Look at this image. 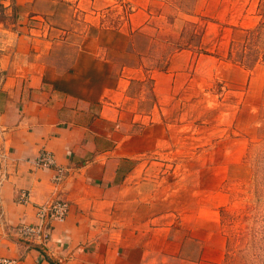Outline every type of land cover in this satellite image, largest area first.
<instances>
[{"label":"rangeland","instance_id":"374dc122","mask_svg":"<svg viewBox=\"0 0 264 264\" xmlns=\"http://www.w3.org/2000/svg\"><path fill=\"white\" fill-rule=\"evenodd\" d=\"M54 7L53 73L81 80L85 66L107 64L114 84L143 70L128 105L145 118V196L155 205L163 193L179 220L208 216L221 264H264V0H114L95 17L67 0ZM141 10L149 19L134 30ZM153 71L174 78L156 92ZM197 242L187 258H201Z\"/></svg>","mask_w":264,"mask_h":264},{"label":"crops","instance_id":"0c3cea01","mask_svg":"<svg viewBox=\"0 0 264 264\" xmlns=\"http://www.w3.org/2000/svg\"><path fill=\"white\" fill-rule=\"evenodd\" d=\"M67 1L76 12L93 17L114 3ZM58 2L0 0V259L14 264H221L213 256L224 252L211 248V229L204 227L208 216L196 223L179 220L174 211L164 213L163 193L155 205L145 196L150 179L149 169L142 178L140 163L149 155L147 134L140 128L145 118L137 104L128 105L130 86L145 78L143 70L125 68L97 99L66 91L64 82L72 77L53 73V32L61 29L47 16ZM148 19L141 10L131 14L130 24L137 30ZM150 75L156 92L163 90V80L174 78ZM44 150L65 170L59 185L52 181L56 168L35 165ZM22 192L28 194L26 204L18 202ZM57 198L70 204L66 220L53 223L44 247L30 246L17 228L37 224V207ZM196 239L199 260L187 258Z\"/></svg>","mask_w":264,"mask_h":264},{"label":"built area","instance_id":"2783aa9c","mask_svg":"<svg viewBox=\"0 0 264 264\" xmlns=\"http://www.w3.org/2000/svg\"><path fill=\"white\" fill-rule=\"evenodd\" d=\"M35 165L40 168H56L52 181L55 185L61 184L65 177V170L57 167L54 155L49 151H42L37 159ZM19 203L26 204L29 202V197L26 192L19 195ZM70 210V204L57 198L49 201L43 205H39L36 209L37 224L34 225H20L17 232L22 240L28 242L30 246H43L51 239V228L54 222H63L66 220ZM0 264H14L8 259H0Z\"/></svg>","mask_w":264,"mask_h":264},{"label":"trees","instance_id":"16d2710c","mask_svg":"<svg viewBox=\"0 0 264 264\" xmlns=\"http://www.w3.org/2000/svg\"><path fill=\"white\" fill-rule=\"evenodd\" d=\"M145 37L148 39V36L145 35ZM203 53H205V51H203ZM69 73L73 74L75 71L69 70ZM83 75L84 77H82L81 80L73 78L64 82V89L77 96L88 97L87 95H92L94 93H99V95H101L105 88H110L114 85L106 81L111 77V71H109L107 64L93 63L85 66L83 68ZM99 78L104 80L100 82ZM85 91L87 92L86 96L84 95Z\"/></svg>","mask_w":264,"mask_h":264}]
</instances>
